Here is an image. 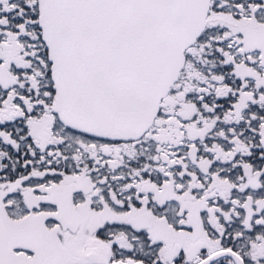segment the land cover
<instances>
[{
    "label": "snow or ice",
    "instance_id": "obj_1",
    "mask_svg": "<svg viewBox=\"0 0 264 264\" xmlns=\"http://www.w3.org/2000/svg\"><path fill=\"white\" fill-rule=\"evenodd\" d=\"M0 264H264V0H0Z\"/></svg>",
    "mask_w": 264,
    "mask_h": 264
}]
</instances>
